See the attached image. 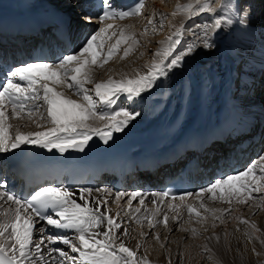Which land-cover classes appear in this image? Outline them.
Returning a JSON list of instances; mask_svg holds the SVG:
<instances>
[{
	"label": "snow or ice",
	"instance_id": "obj_1",
	"mask_svg": "<svg viewBox=\"0 0 264 264\" xmlns=\"http://www.w3.org/2000/svg\"><path fill=\"white\" fill-rule=\"evenodd\" d=\"M214 3L215 0H203V2L197 0L195 5L178 6L177 11L183 9L189 14L193 11L216 13L218 9L213 7ZM102 5V11L98 16L101 24L109 19H125L141 15L144 0H137L127 9H118L111 0H102ZM219 10L220 16L213 17L202 26H196L203 33L198 38L201 46L206 49L213 47L209 33L220 30L224 22L233 23L232 16L237 17L242 26L246 25L247 10L240 11L234 0H228L226 4L220 5ZM85 22H92L91 15H86ZM148 23L152 24L153 21L150 19ZM163 23L164 17L161 15L159 19L161 28ZM112 28L111 24L99 27L85 38L79 50L62 55L51 64L26 62L15 66L6 74L4 83L0 84V152L12 151L26 143L39 145L48 150L57 149L60 153L69 149L83 151L93 135H99L107 143L112 138L113 132L122 131L138 113L129 112L124 108L119 111L114 109L112 112H101L100 106L115 105L121 94H125L127 99L140 96L153 87L158 79L166 76L170 69L179 67L184 57L191 55L196 47L195 43H189L182 50L176 51L181 43L179 37L182 34L178 30L168 38L167 47L154 54L159 59L151 64L146 74L137 73L136 78L122 80L109 78L106 82H94L91 75L94 66L106 65L120 52L121 45H128L123 50V56L127 57L132 51V46L138 43L134 34L125 35L123 30L119 33L113 31L108 35V29ZM113 37H117L115 43L105 52L106 40H111ZM49 82L52 85L64 83L68 89L82 96L85 103H77L65 97L62 92L50 86ZM86 84H94V87L88 89L85 87ZM90 93H94V96ZM40 101L46 105L47 118L54 127L47 131L28 134L17 132L14 137L10 135L8 129L11 125L7 122L13 118H21L22 114L31 119L42 106L38 103ZM92 118L110 123H106V129L101 130L88 123ZM41 119H44L43 115ZM93 191L91 188L80 190L78 198L85 201L84 204L78 203L77 199L73 198L75 194L69 188L60 186H41L30 199H21L7 191L0 183V210L8 202L14 206L11 211H0V215L4 216V219L0 220V264H150L145 257H137L136 250L127 247L120 239V236L129 234L128 228H124L120 236L117 235L124 222L117 219L119 212L111 214L108 200L97 197L96 204L89 206L85 194L90 196ZM102 191L108 193L110 190L102 189ZM205 193H210L213 199H219L230 206L233 202L248 204L250 201H259L264 205V154H261L246 170L235 175L223 174L195 195L203 200ZM253 193L260 195L253 196ZM124 195L126 194L116 192L113 199L118 203ZM141 195L133 192L127 201L133 215L141 213L140 207L131 208L132 201ZM153 195L163 199L168 198L170 193L165 191ZM192 195L194 194L188 192L179 199L184 202L186 196ZM172 199L176 197L172 196ZM152 203L155 204L156 201L153 200ZM139 204L144 205L145 200L141 198ZM180 206L168 205L177 213L173 217L177 221L180 218L178 211ZM183 206L187 209L189 220L194 216L197 223L204 224L211 216L213 227L216 226L217 220L223 224L226 214L231 215L234 211L231 207L210 209L201 202L199 208L204 210L202 214L191 204L185 203ZM102 207L104 211H101ZM159 213V207L153 210L145 209L142 218L135 217V223L142 226L143 221L146 220L150 230H154L161 223L167 227L169 215L164 213L162 220H159L156 219ZM128 215L129 213L126 212L125 216ZM37 219L52 228L73 230L76 235L70 237L49 234L48 227H36ZM240 223L249 222L240 219ZM250 227L259 231L255 224H251ZM191 231L193 235L199 234L197 229L193 228ZM34 233H39L38 240L34 241ZM140 235L147 238L144 232ZM153 238L159 242V233L153 231ZM215 238L220 239L218 236ZM46 243L47 248L44 247ZM58 244L67 246L70 252L76 255H70L68 251L54 246ZM139 247L140 245L137 244V249ZM45 252L48 255L47 260Z\"/></svg>",
	"mask_w": 264,
	"mask_h": 264
},
{
	"label": "bare ground",
	"instance_id": "obj_2",
	"mask_svg": "<svg viewBox=\"0 0 264 264\" xmlns=\"http://www.w3.org/2000/svg\"><path fill=\"white\" fill-rule=\"evenodd\" d=\"M164 1L166 3V0ZM241 1L244 2V4L242 5V10H247L248 13L247 20L264 25V1ZM201 2H203V0H201ZM218 2L226 4L228 0H215L214 6H216ZM28 3H30L31 6H33L34 4L37 5L36 3H33L31 1H28ZM196 3L197 0H173L172 4L174 5L172 7V10L168 12V18L166 17L167 20H165V22L163 23V27H165V30L161 32V34H159L157 37L154 36V38H151L150 41L148 40L149 42H143V40L145 38H149L145 33L151 30L154 22L152 24L148 23L150 18L144 17L145 12L139 16L122 19V21L107 20L104 21L103 24H101L100 27H106V25L108 24L113 25V30L108 29V35H111L114 30L117 33L123 30L125 35L134 34L135 39L138 41V43L132 46V51L127 57L123 56V50L124 48L128 47V45H121L120 52L114 55L106 65H104L103 67L94 66L91 70V75L93 76L92 79L94 82H106L109 78H113L115 80L136 78L137 73L146 74L149 71V67L151 66V64L159 59L154 54L158 50H162L163 48L167 47L168 38L170 36H173V34L178 30L181 31L182 34L179 37L181 43L180 45H178L176 51L182 50L189 43L196 44V47L192 54L185 56L179 67L172 68L170 69V71H168L171 75L167 73L166 76L161 77L160 80L163 82H160L159 85L154 84V86L149 90L143 92V94H145L144 97L138 96L133 97L132 99H127L125 110H128L129 112L134 111V113L138 112V115H136L134 119L130 120L127 127H125L122 131L113 132L112 138L110 140L117 142L122 139H128L129 141L134 142L139 140L144 141L148 139V137H154L148 143H144V146L148 147V145H150L154 141H173L174 139H176L177 135L182 131V129L190 124L191 120L197 122V125L200 126L208 125L215 119V109L219 106H222V103L224 101H227L229 96H233L236 92L227 89V86L232 84L231 79L227 73V69L230 64V57H233L236 60V63L232 62V66L240 64L241 67L240 72L238 71V74L240 75L237 80L238 84L234 86L235 90L239 89V91H237V94L235 95L237 97L236 100L244 101L246 103L240 108L244 109L243 112H236V110L235 112L237 115L245 119L251 117L248 115L249 113H252V115L256 117L257 112L251 111V109H255L257 102H264V68L260 67L254 61V57L255 59L260 61L263 57V54L260 53V50H255L254 47L252 49V46H260L262 45V42H252V34L254 32L249 31L246 28L245 30L247 32L240 31L233 20L234 24L224 22L223 24H225L226 29L222 30L223 32H221V34L223 35L227 31H229V28L231 26H236L237 33L233 34L232 31H229L228 33L230 42L232 41L237 45L235 51L232 52L230 56H226V51L221 46L220 37H217L218 30H214L209 33V38L212 40L213 47L207 49L204 48L203 46H201V42L198 38L202 36L203 33L200 32V30L196 26H202L204 22L211 21L213 19L211 15L217 17L219 15L217 13H207L199 11H193L191 14H189L183 9L177 11L178 6H183L186 4L195 5ZM234 3L238 5L237 0H234ZM144 7H149L153 10L158 8L160 9L161 7L163 9L165 8L160 0H146ZM253 13L255 15H253ZM74 17L81 18L77 17L76 15ZM143 17L145 18L144 21L141 20ZM160 17L161 15L159 13L155 15V21L157 19H160ZM132 24L137 25L138 27L135 26L136 29H134L131 27ZM145 29H147V31H145ZM167 30L169 34L164 35ZM261 36L264 37V33H262ZM116 38L117 37H113L111 40H106L104 48L105 52H107L108 48L115 43ZM137 45L139 47L138 51L135 49ZM143 46H146L147 48L150 46L152 51L150 52ZM146 50L148 51L147 53H145ZM199 54H204L205 58L199 59ZM145 55H147V57H145ZM198 62L201 64V67L199 66L200 64ZM114 68H117V70ZM97 73L99 74L96 78ZM247 73L256 76V79L259 80L258 84H256L255 82L251 83L250 81H246L243 76ZM199 75L202 76L201 79H198ZM168 76L170 77V79L168 78ZM168 82H170V90L164 88V92L160 93V91L158 90L163 88L164 85ZM49 85L54 87L57 91L62 92L65 97L73 99L77 103H85L82 96L77 95L72 90L68 89L65 84L59 83L56 85H52L51 82H49ZM85 87L88 89H92L94 87V84H86ZM68 90L71 92H68ZM192 90H195L196 94L199 92L200 94H194L196 96H194V99L192 98L190 101L189 96L191 93H193L191 92ZM169 93L171 94V96H169ZM90 94L94 96V93ZM167 95L169 96V98H167L163 103H157V100ZM125 97V94H121L117 100L116 105L113 108L101 105L99 110L101 112H112L114 109L119 111L121 108L118 107V103H120V100H123ZM176 98H181V107L178 110L174 108V105L177 106L178 103L177 100L175 104ZM136 105L140 108V110ZM41 115L44 116V119H41ZM34 116H36L35 119H29L27 116H24L22 114L21 118L10 119L7 123L11 125L10 128H18L21 122L23 123L24 121H27L24 122L26 126L21 128L22 130L20 133L23 134L35 133L37 131H47L54 127V125L51 124L50 119L47 118L46 105H43V103L39 111L36 112L32 117ZM193 118H197L198 120L196 121ZM30 123H32V125ZM88 123L94 128L105 130L106 123H110V121L106 122L97 118H92L88 121ZM20 127L21 126H19L18 128L19 130ZM92 138L95 140L100 138V136L96 135ZM218 151L219 150H215V152L213 153L217 154ZM6 185L7 184H5L4 186L5 189ZM102 189L104 188L93 189L94 191L90 196L85 194L87 196L89 206H94L96 204L97 197H100L101 200H108L109 202L113 200V202L115 203L113 199L114 193H112L111 190L108 193H105L104 191H102ZM71 191L75 194L73 198L77 199V202H80L82 204L85 203V201L78 198L80 190L72 189ZM121 193H125L126 195L122 196L120 201L118 203L116 202L114 206L108 205L110 212L113 215L117 212L120 213L117 219L124 222L122 232L124 228L129 229V234L127 236H121L125 237V245L133 250H136L137 257H145L150 262V264H188L186 262L188 258L183 257L179 253L175 257L174 253L177 246H179L184 241L186 236L192 237L193 233L191 231V228L198 229L197 227H201L202 224L197 225L195 223L196 219L194 216L191 220H189L187 209L183 205L185 203L191 204L194 207H197L198 210L201 211L202 214H204V210L199 208L201 202H203L210 209H219L216 207V205H210L212 202H222L219 199H213L210 193L203 194V200H201L195 195V192L192 196H186L185 201L181 202L180 199H162L161 197L154 196L153 192H150L149 194H142L141 196H138L136 198L137 203L135 205H133L135 199L132 201V209L136 207L141 208V213L133 215L131 209H129V206L127 204L131 193L127 191H121ZM217 195H219V193H217ZM256 195L259 194L253 193V196ZM141 198L145 200L144 205L139 204V200ZM123 200H125L126 202L123 203ZM153 200L156 201L155 204L152 203ZM169 204L181 205L178 210L180 217L179 221L173 219V217H175L177 213L173 212L168 207ZM248 204V206L247 204H240L241 206H238V204L233 202L235 208L231 215L226 214V217L228 216V218L225 219V222L223 224V232L216 230L215 232H210L209 236L204 232L205 235L203 236V238H209L207 239V241L205 240L206 249L209 253L201 256L197 264H239L241 261H251V251H253V248H255L256 251L261 250V242L259 241L258 237L264 235V207L261 210L260 214L256 217L255 223L253 222L259 229V231H256L255 229H247V227H250L248 224L240 223V219L247 220L246 217L251 214V211L255 210L256 207L260 205L259 201H250ZM246 206L248 208V214H243L245 213V210L241 213V211L239 210L242 207L245 208ZM157 207L160 208V213L157 215L156 219L162 220L163 214L167 213L169 215L168 226L165 227L162 223L159 224L153 230L155 233H159V243L154 242L149 244L150 246H147V243L144 240L146 238L141 237L140 235L141 232L145 233V229H149L147 221L144 220L141 226L135 223V217L139 216L142 218L145 209L153 210ZM13 208L14 206H11L10 202H8L4 204L3 209L0 211H11ZM101 211H104L103 207L101 208ZM126 212L129 213L128 216H125ZM3 219L4 216L0 215V220ZM208 221H213L211 216H209ZM218 223L219 222L217 220L216 224ZM36 227L39 228L41 226L36 224ZM176 227H179V229H175ZM205 227L206 226H203L201 227V229H204ZM185 229H188V231H185ZM69 230L70 229H58V235H68L70 237H75V232L69 233ZM198 231H200V229H198ZM118 233L119 230L117 231V234ZM249 235H251V239H249ZM34 236V240H38L39 233H34ZM133 236L137 238H134ZM217 236L220 238L219 240L215 239V237ZM137 244L140 245L139 249H137ZM161 245H163V247ZM54 246L68 251L70 255H76L71 253L70 249H68L67 246L63 244ZM44 247H48L47 243ZM151 247L153 250L151 249ZM45 259H48L47 252H45Z\"/></svg>",
	"mask_w": 264,
	"mask_h": 264
},
{
	"label": "rangeland",
	"instance_id": "obj_3",
	"mask_svg": "<svg viewBox=\"0 0 264 264\" xmlns=\"http://www.w3.org/2000/svg\"><path fill=\"white\" fill-rule=\"evenodd\" d=\"M156 1H158V0H156ZM172 1L173 0H166V3H165V1L164 0H160V2L163 4V6H165V8L163 9L162 7L159 9H152V8H149V7H151V6H149L148 8L147 7H144V10L142 11V13H144L145 12V14H144V17H146V18H150L153 22H154V25H153V27L151 28V30H149L148 32H146L145 34L149 37V38H145L144 40H143V42H145V41H150V39L151 38H154V36H158L159 34H161V32H163L164 30H165V27H160V24H159V19H157L156 21H155V19H154V17H155V15H157L158 13L160 14V15H163V17H164V22H165V20H167V16H168V12H170V10H172V7H173V5L174 4H172ZM240 2H241V0L239 1V3H238V5L240 4ZM33 3H37V2H33ZM244 4V2H242V4L240 5V8L242 7V5ZM237 5V6H238ZM213 7H214V4H213ZM147 8V9H146ZM239 8V10L240 11H243L242 10V8L240 9ZM219 16H220V10L218 9V11L216 12ZM253 15H255L254 13H253ZM211 16H213V17H217V16H214V15H211ZM142 18L141 20H143L144 21V19L145 18ZM167 17V18H166ZM257 17V16H256ZM254 19H257V18H254ZM255 21V20H254ZM133 23V22H132ZM137 23V22H136ZM138 27L137 25H134V24H132V28H134V29H136V27ZM148 27V26H147ZM238 28H239V30L240 31H243V32H247L244 28H242V27H239L238 26ZM224 29H226V26H225V24H222V28L220 29V33H218L217 34V37H221V32H223L222 30H224ZM113 30V29H112ZM115 31V30H114ZM218 32V31H217ZM169 33H168V30L164 33V35H168ZM252 42H255V40L254 39H256V34L255 33H253L252 34ZM148 41V42H149ZM141 45V44H140ZM144 47V46H143ZM253 47L254 46H252V49H253ZM138 45L135 47V49L138 51ZM144 48H146L147 50H149L150 52L152 51V49L150 48V46L147 48L146 46L144 47ZM145 51V53H147L148 51ZM145 57H147V55H145ZM199 63V62H198ZM200 64V63H199ZM232 65H233V63L232 64H229V67H228V69H227V73H229V71H230V69H231V67H232ZM200 67H201V64L199 65ZM234 67H236V71H239L240 72V69H241V67H240V64H237L236 66L234 65ZM114 69H116L117 70V68H114ZM170 71V70H169ZM97 72V71H96ZM169 73V72H168ZM188 73V72H187ZM98 74L99 73H97L96 74V78L98 77ZM170 74V73H169ZM171 75V74H170ZM169 75V76H170ZM168 76V78L170 79V77ZM93 77V76H92ZM167 78V79H168ZM202 78V76H200L199 75V78L198 79H201ZM161 79V78H160ZM160 79H158L156 82H155V85H159V83L160 82H163V81H161ZM168 79V80H169ZM170 82H168V83H166L165 85H164V87L163 88H161V89H159L158 91H160V93H163L164 91H163V89L164 88H167L168 90H170V88H171V86H170V84H169ZM62 84H64V83H62ZM91 88V87H90ZM237 91H239V89H237ZM68 92H71V91H69L68 90ZM191 92H193V93H191L190 94V96H189V100L191 101V99L194 97V96H196V95H198V94H200V92L199 93H197L196 94V92H195V90L193 91H191ZM194 94H196V95H194ZM236 95V94H235ZM140 96H142V97H144L145 96V94H143V93H141V95ZM169 96H171V94L169 93ZM169 96H167V98H169ZM164 98L165 97H161V99H159V100H157V103H163L167 98H165V100H164ZM194 99V98H193ZM236 99H237V97H236ZM177 100H178V103H177V106H175L174 105V108L176 109V110H178V109H180V107H181V105H180V101H181V98H176V101H175V104H176V102H177ZM171 101V100H170ZM125 103V100H123L122 101V103ZM131 102V101H130ZM137 102V101H136ZM126 103H127V101H126ZM119 104L120 103H118V107H120L119 106ZM137 106V105H136ZM120 108H126V106L125 107H120ZM137 108H139L138 106H137ZM139 110H140V108H139ZM133 113H134V111H133ZM136 113V112H135ZM138 113V112H137ZM33 119H35L36 118V116H34V117H32ZM24 122H27V121H24ZM24 122L22 123H20L19 124V126H21L20 127V130L18 129L19 128V126H18V128L16 127H14V128H9L8 129V131H9V133H10V135L12 134H15L16 132H21V128H23V127H25L26 126V124H24ZM24 124V125H23ZM31 125H32V123H30ZM15 132V133H14ZM260 195V194H259ZM257 196V195H256ZM123 203H125L126 201L125 200H123L122 201ZM258 202V201H257ZM137 203V199H135V201L133 202V205H135ZM116 204V202L114 203L113 202V200L111 201V202H109V206H114ZM260 204V203H259ZM210 205H216V207L217 208H219V209H224V208H226V207H231L232 209H234L235 207H234V205L232 204L231 206L230 205H228V204H226V203H224V202H221V203H219L218 201H215V202H212ZM241 205H246V204H241ZM240 204H238V206H241ZM249 204H247V206H248ZM237 206V207H238ZM247 206L245 207V208H241L239 211H241V213H242V211H244L245 213H243V214H248V208H247ZM263 207H264V205H262V204H260L259 206H257L256 207V209L255 210H252L251 211V214L249 215V216H247L246 217V219H247V221L249 222L248 223V225L250 226L251 224H254L255 223V219H256V217L260 214V212H261V210L263 209ZM218 215H219V213H218ZM226 218H228V216L227 217H225V219ZM196 219V218H195ZM195 219H194V221H195ZM193 222V221H192ZM219 222V221H218ZM254 222V223H253ZM194 223V222H193ZM195 223L198 225V224H200V223H197L196 221H195ZM212 224H213V221L212 222H209L208 220L206 221V224L204 223V225L202 224V226L201 227H203V226H206L204 229L202 228L201 229V227L200 226H198L197 228L198 229H200V231H198V229H197V231H198V233L199 234H197V235H194V237H193V235H192V237L191 236H186L185 237V239H184V241L179 245V246H177V248H176V251H175V253H174V256L176 257L177 256V254L179 253L180 255H182L183 257H186V258H188L187 259V263L188 264H197V262L199 261V259H200V257L201 256H203V255H205V254H207V253H209L208 252V250L206 249V244H205V240L207 241V239H209V238H206V239H204L203 238V236L206 234V235H208L209 236V233L210 232H215L216 230L218 231H222L223 232V229H224V223L223 224H221L220 222L218 223V224H216V221H215V224H216V226L215 227H213L212 226ZM122 227H124V225H122ZM140 228V227H139ZM145 228V227H144ZM175 229H179V227H176ZM191 229H193V228H191ZM205 229H207V230H205ZM247 229H252V228H250V227H247ZM122 232V228L119 230V233L117 234L118 236L120 235V233ZM204 232H205V234H204ZM145 233L147 234V238L146 239H144L145 240V242L147 243V246H150L149 244H151V243H154V242H158V241H156V239H154L153 238V230H149V229H145ZM260 233V232H259ZM134 238H137V237H135V236H133ZM120 238H121V240H123V242H124V239H125V237H121L120 236ZM216 239V238H215ZM258 239H259V241L261 242V241H264V235H262L261 237H258ZM166 240H168V239H166ZM153 241V242H152ZM160 241V240H159ZM209 241V240H208ZM118 243H119V241H118ZM159 243V242H158ZM156 246V245H155ZM260 247H261V250H259V251H251V261H241L239 264H264V243H260ZM148 248V247H147ZM263 248V249H262ZM151 249H152V247H151ZM153 250V249H152ZM148 251V250H147ZM149 252V251H148ZM173 252V251H172ZM157 263V262H156Z\"/></svg>",
	"mask_w": 264,
	"mask_h": 264
}]
</instances>
